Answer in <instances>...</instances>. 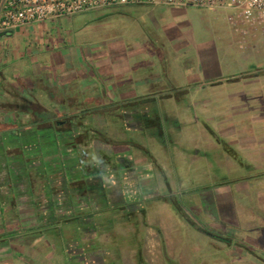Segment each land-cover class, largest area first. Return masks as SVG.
Listing matches in <instances>:
<instances>
[{"label": "crops", "instance_id": "0c3cea01", "mask_svg": "<svg viewBox=\"0 0 264 264\" xmlns=\"http://www.w3.org/2000/svg\"><path fill=\"white\" fill-rule=\"evenodd\" d=\"M96 10L117 17L120 27H130L132 20L164 31L177 50L188 49L191 40L195 57L183 66L165 58L137 60L148 49L164 48L154 45L163 36L150 32L141 41L127 36V41L113 38L106 47L72 46L51 30L64 17L0 29V264H53L52 247L73 264H117L115 255L122 256V264L135 257L137 264H162L164 246L172 257L177 247L183 252L176 257L187 256L173 214L159 198L145 207L138 197L143 186L151 194L164 176L170 178L166 189L172 188L170 169L148 147L161 143L165 131L159 113L169 122L173 143L188 141L195 161L210 150L226 174L241 173L194 197V208L211 221L247 226L250 241L264 243V69L249 70V57L232 44L195 39L196 18H210L202 8L128 4ZM257 30L248 34L254 37ZM79 60H92L82 75H77ZM50 68L58 69L54 82ZM91 70L108 78L109 94L99 91ZM108 102L124 106L121 120L131 130L155 116L161 137L147 131L131 142L137 153L113 150L115 142L97 135L95 123L85 116ZM194 105L202 107V122L195 128L189 116ZM99 150L105 151L102 162L117 167L100 169ZM176 206L185 223L206 233ZM121 238L132 242L114 245ZM252 252L253 264H264Z\"/></svg>", "mask_w": 264, "mask_h": 264}, {"label": "rangeland", "instance_id": "374dc122", "mask_svg": "<svg viewBox=\"0 0 264 264\" xmlns=\"http://www.w3.org/2000/svg\"><path fill=\"white\" fill-rule=\"evenodd\" d=\"M202 10H205L210 15V18L209 20L196 18L198 22H196L194 26V35L196 34L195 39H199L200 36L209 41L213 40L214 43L218 45L220 43L232 44L238 52H241L243 55H247L246 57H249V63L247 65L249 66V70H257L260 73L264 69V34L261 32V29L259 28L256 31L254 37L253 33L243 35L240 31L235 30L228 22L227 17L230 10L204 8H202ZM116 21L117 17L110 18L101 14L100 11H86L62 18L60 22L55 23L51 30L52 33H60L61 37H67L69 39L68 43L72 46L79 45L83 48L89 45V47H93V45L96 44H102V47H106L109 45L110 40L115 37H123L127 41L129 38H127V36H130L134 40L139 38L141 41L143 38H146V36L149 37L151 34H156L157 36H163V40L161 42H155L154 45L157 47L163 46L164 48L152 50L148 49L147 52L136 57L137 60L149 59L154 60L155 62H161V59L165 58L167 60L171 59V63L174 62L175 64H182L183 66V64H189L195 57L194 42L190 39L188 49L177 50L172 48V43H169L167 34L164 33V31L162 32L161 30H158L155 32L153 28L150 30V27H145L144 29L146 23L143 22L137 25L132 20H130V27L129 25L120 27ZM149 32L151 34H149ZM174 34L175 33H173V35ZM54 36L56 35L54 34ZM96 36H98L99 39ZM96 38L99 42H96ZM51 39H54V37ZM180 44L182 47L184 46L183 43ZM91 61L92 60H86L84 62L83 60L81 62L79 60L82 65H80L79 68H76L78 71L77 75H82V72L90 67ZM171 65L175 67L174 64ZM57 73L58 69L55 70L54 68H50V78H53V82L54 78H57ZM138 74V72L133 73V75H135L134 77L138 76ZM89 77L92 80L97 81L96 85L100 92L105 91L106 95L109 94V89H106V83L108 82L107 77L99 75L95 72L93 73L92 70ZM178 81L181 82V78ZM163 84L168 83L165 82ZM208 90V88H204L202 91L207 92ZM82 96L83 95H81V93H78L77 97L80 100H83ZM88 98L89 96L87 99ZM111 102H108L105 105L97 104L92 109L94 112L86 114L85 116L95 123L97 135L102 138L106 136L115 142L112 143L113 150L123 148L130 153H137L138 149L131 144L132 140L141 137L144 138L147 131L156 132V128L148 127L146 120L142 121L143 127L140 130H137L138 128L135 130L125 128L121 120V111L124 109V106H117ZM182 106L185 105L183 104ZM179 110H181L180 107L177 111ZM189 111V116H192L194 119L192 126L195 128L194 125H196L198 121L202 120V107L201 105H194ZM162 115L163 114L159 113L160 118L164 120L163 126H165L164 134L161 137V143H157L155 146H152L154 149L150 147V144H148V147L152 149V152L160 160V164H164L165 166L167 165L168 169H170L173 181L172 188L170 190L166 189V185L169 184L170 178L164 176L154 184V189L151 194H149V191L146 192V189L143 186L141 190H139L138 197L141 199V204L145 207H148V204H150L152 200L155 201L159 198L160 202L167 207L168 212L170 211L176 221H178L181 238L184 240L182 245L185 249L187 248V250H189V254H186L187 256L182 257L180 255L176 257V255L183 252L180 250V247H177L178 250L176 248L174 250L175 253L173 252L175 257H172L170 256V254H172L171 249L164 246L161 253L162 256L160 255L162 264H253L255 259L252 251H255L258 255L264 258V243L260 241L259 245H257L251 242L248 238L250 231L248 228L245 229L247 226L242 227L237 226L236 224L233 225L225 222L220 223L218 221H211L207 219L200 210H197L196 207L194 208V206L198 205V202H193L194 197L197 198L201 196L203 193L217 187V185L221 182L236 180L239 173L237 174L236 172L233 174H226V171L220 168L216 161L213 160V155L210 150L203 151L200 155L201 158L195 161L192 154L193 150L189 147L188 141L182 142L183 145L173 143L171 135L169 134L170 130L168 129L169 122L165 120ZM125 141H127L128 144ZM98 153V163L100 164V169L111 168L112 166L117 167L116 163L113 165L110 160L102 162L105 151L99 150ZM113 179L114 181H117V178L110 177V180ZM157 179L158 178L156 177V181ZM114 195L116 200L118 194L115 193ZM115 204L117 207L119 206V203ZM177 204H179L183 211L186 214H189V216H191L205 230L206 233L200 234L194 231L190 225L185 223L183 220L185 218L183 217L182 219L178 215ZM117 227L120 231H123L121 225H118ZM215 236H217V238L223 236L227 238V240L214 238ZM100 239L103 240L104 235L101 236ZM58 240L62 241V239ZM131 242L132 240H125L121 238L119 241H116L114 245L123 247L125 244ZM150 252L152 258H154L156 252L154 251L153 246L150 248ZM62 256V252L59 249L54 247L51 248L50 259L53 264L54 262H58L57 264H73L70 261L66 263L65 258ZM128 256L129 254H127V257ZM113 259L115 262H118L117 264H122L121 255L119 257L115 255ZM138 260V257L137 259L135 257L134 260L131 258L128 264H137Z\"/></svg>", "mask_w": 264, "mask_h": 264}, {"label": "built area", "instance_id": "2783aa9c", "mask_svg": "<svg viewBox=\"0 0 264 264\" xmlns=\"http://www.w3.org/2000/svg\"><path fill=\"white\" fill-rule=\"evenodd\" d=\"M128 4L230 10L228 22L243 35L264 27V0H5L0 29L10 30L48 19Z\"/></svg>", "mask_w": 264, "mask_h": 264}, {"label": "trees", "instance_id": "16d2710c", "mask_svg": "<svg viewBox=\"0 0 264 264\" xmlns=\"http://www.w3.org/2000/svg\"><path fill=\"white\" fill-rule=\"evenodd\" d=\"M157 119H156V117L155 116H153V117H151V118H147L146 119V122H147V126L148 127H153V128H155V127H157ZM71 130H68V136L70 135V132ZM156 135H158V137H161V131L159 130V129H156ZM216 238H217V236H215Z\"/></svg>", "mask_w": 264, "mask_h": 264}]
</instances>
